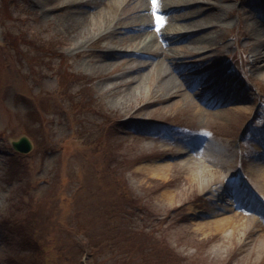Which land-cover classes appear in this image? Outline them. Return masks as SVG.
I'll list each match as a JSON object with an SVG mask.
<instances>
[{
  "label": "rangeland",
  "instance_id": "374dc122",
  "mask_svg": "<svg viewBox=\"0 0 264 264\" xmlns=\"http://www.w3.org/2000/svg\"><path fill=\"white\" fill-rule=\"evenodd\" d=\"M63 1L71 0L57 3ZM147 1L140 3L148 7L145 12L133 4L116 30L107 31L103 24L94 34L75 37L63 31L70 8L63 12L38 0H0V264H30L31 253L14 225L27 219L29 205L41 198L57 206L56 215L45 209L51 242L44 264H141L142 254L147 264H264V211L240 206L219 210L212 201V191L236 175L264 200V179L254 173L264 163L259 151L264 138L256 134L264 133V33L252 25L255 12L252 18L246 15L252 0L183 1L197 15L182 22L174 20L187 16L186 8L154 11L151 17ZM216 13L220 22L212 17ZM144 16L157 25L138 33L134 24L141 25ZM175 26L184 33L172 34ZM200 28L212 42H183ZM136 34L140 38L131 42ZM158 34L173 43L168 57L146 68L153 60L130 54L148 51L146 42ZM44 45L54 50L45 52ZM103 52L113 56L104 68ZM190 61L193 65L184 67ZM69 67L84 76L83 84L62 87ZM139 68L150 74L139 92L126 98ZM231 69L242 77L238 86L247 93L243 101H235L240 104L221 110L206 107L181 84L208 73L197 91L203 96L210 87L221 86V74L234 77ZM169 77H176L177 85L168 86ZM79 93H92L93 101H82ZM155 99L160 103L153 104ZM238 107L245 112H235ZM253 111L254 129L242 133L238 152L235 138ZM108 120L110 130L103 132L110 150L95 155L101 138L96 123ZM149 120L158 125L143 126ZM20 135L34 145L27 156L9 148V140ZM188 139L204 145L179 156ZM206 145L222 149L229 163L216 166L222 177L201 190L207 184H194L179 163L190 158L215 166V158L201 156ZM152 164L173 167L162 177L139 169ZM226 218L234 219L232 225L244 222L245 228L231 234V224L221 231L208 225ZM105 226L110 232L102 236Z\"/></svg>",
  "mask_w": 264,
  "mask_h": 264
},
{
  "label": "bare ground",
  "instance_id": "6f19581e",
  "mask_svg": "<svg viewBox=\"0 0 264 264\" xmlns=\"http://www.w3.org/2000/svg\"><path fill=\"white\" fill-rule=\"evenodd\" d=\"M57 1L59 0H38L40 4L44 6H50L51 7L50 9H53L56 6V9H61L63 12H65V9L70 8L72 12L68 13L67 17L65 16L67 19L63 25V31L69 33V35L71 36L74 35L75 37L86 34L87 32L94 34L95 32H97L99 28H101L103 24H104L103 26L104 29L107 31L108 30L113 31L114 29L116 30V28L121 25V21H123L121 20V17H123V19H127V17L131 15V11L133 10L132 9L133 4L139 5V8H137L139 9V12H145L146 10H148V7L143 9L140 5V3L142 2L148 3V1L146 2V0H71V1H63L59 3H57ZM172 1H174L175 3L177 2L183 3V1H187V3H189L191 0H172ZM261 1L264 4V0H261ZM69 2H71L70 6L64 5L65 3H69ZM158 3L159 1L152 2L151 10L155 9V6ZM263 4L262 3L257 4L256 1L249 2L250 12L246 14L252 18L253 11L257 9L263 15L262 18L259 16L258 18L254 17L253 19H251L252 25L254 26L256 25L257 28H259L258 31L262 33H264V5ZM184 6L186 8L185 10H187L189 14L187 16H179L174 21H177V20L186 21L190 17H194L197 15L196 12L193 13L194 9L191 8L192 7L191 4H185L181 6L180 8ZM246 6L247 5H244V7ZM180 11L182 10L180 9ZM244 11H245V8H244ZM212 17L214 18V20L219 21V22L222 19L217 13ZM134 25H136L134 27L135 31L138 33H141L144 31V29L153 26V22H148L147 16H144L143 23L141 25H138V24H134ZM175 29L181 30L180 28H175ZM201 29L202 28L198 29L195 32H192L191 36H189V39H188L190 41H187V42L192 43V40L194 39H195V43H198L200 45H204L205 42H212V37H210L209 34L201 33L203 32V30ZM80 30H84V31L81 32ZM195 35H197L196 38H195ZM74 36L73 38H75ZM139 38H140V34H136L135 36H130V41L136 42V40ZM170 43L171 42H170L169 37L167 36L157 37L156 36L154 39H149L146 42L145 46L148 47V51H145L142 53H131L130 55L132 56H134L135 54L142 55L144 57H147L148 59L153 60L152 62H150V64L146 66V68L157 66L160 63L157 60L159 57L161 56L168 57V55L166 54V50L167 49L170 50L169 48ZM100 57H101V67L102 68L107 67L108 62L111 59H113L112 54H110L109 52L100 53ZM192 57H197V56H192ZM262 58H264V55ZM206 59H204L203 61H205ZM141 70L142 68L137 69L139 73L134 77V79L130 83L131 88H128L127 94L125 96L126 98L131 97L132 96L131 93L133 91L139 92V90L145 84L144 81L146 80L147 76L150 74V71L147 73H141ZM207 77H210L208 73L200 77H195L196 81L192 83H189L187 80L182 79L181 84L188 91L192 92L194 96H196L195 91L198 90L199 87H201L202 85L206 83L205 81L208 80ZM222 77H223V81L227 79V76L223 75ZM176 79H177L176 77H169L166 79V84L170 87H173L177 85ZM208 92H209L208 96L212 97V99L215 100L211 102L212 104L209 107L217 108L216 105L219 104L218 100L223 98L222 95L218 93V87H214L210 89ZM176 93H178V91H176ZM152 103L159 104L160 100L155 99L152 101ZM219 109L221 110L220 106H219ZM234 109H235L234 111L238 113L245 112L244 109H241L239 107L234 108ZM224 111L225 110H223V112ZM223 112H220L217 114L220 115ZM193 148L198 149L199 147H193ZM188 152H191V151L187 150L186 152H184L178 149L177 154L179 156H187V155H190V153ZM209 155L212 157V159H214L213 149L209 150ZM219 161H223V160H219ZM219 161L213 160V162L217 163L215 166H208V165L205 166L200 161L196 162L195 160L189 158L185 162L179 163V165H182L183 163V166L185 167V169L190 171V178L194 184H199V183L204 184V185L207 184L205 186L203 185L204 187L201 188L202 190L209 184H212V182L217 181L218 178L222 177L221 172H219L217 168L215 167L220 164L224 165L226 164V162L221 163ZM263 165L264 163H260L259 166H257L258 168L254 170V173L257 179H264V166ZM172 167H173L172 164H158V165L152 164V167L143 166L139 169H142L145 174L160 175V177H162L163 175H167L169 170ZM218 193L222 194L224 197L225 196L227 197V195L229 196L233 194V192H228V191H219ZM164 197L169 198V194L165 193ZM253 200L255 202L260 201L258 197H254ZM233 220H234L233 218L219 219L216 221L209 222L211 224H208V225L213 226L215 230L221 231L225 227H227L228 224H231L232 226L231 234H235L240 226H242L241 228H245L246 224H244V222H242L241 224L234 223L232 225ZM253 221L256 222L255 217H253Z\"/></svg>",
  "mask_w": 264,
  "mask_h": 264
},
{
  "label": "trees",
  "instance_id": "16d2710c",
  "mask_svg": "<svg viewBox=\"0 0 264 264\" xmlns=\"http://www.w3.org/2000/svg\"><path fill=\"white\" fill-rule=\"evenodd\" d=\"M46 207L49 210L48 213H52L56 215V207H57L56 204L50 199L41 198L37 200L34 206L29 205L27 210L28 213L27 219L25 218L23 220L15 221L14 228L21 236V238L24 239L25 250L31 253V256L28 258L30 264H44V259L46 256L45 254H47V250L45 249V246L50 245L49 243L51 242L49 238V234L47 232L48 230L47 228L49 225L48 220L50 219V216H48L47 212L45 211ZM31 217H36V218L35 220H33ZM53 217L55 220V216ZM105 227L106 229L103 231L104 233L102 236H105L110 232L107 229L108 226ZM28 230H31V232H34V234L33 235L28 234ZM122 246L125 249L130 250L129 247L125 245ZM143 256L144 255L142 254L139 257L140 263L147 264L146 262L144 263Z\"/></svg>",
  "mask_w": 264,
  "mask_h": 264
},
{
  "label": "water",
  "instance_id": "95a60500",
  "mask_svg": "<svg viewBox=\"0 0 264 264\" xmlns=\"http://www.w3.org/2000/svg\"><path fill=\"white\" fill-rule=\"evenodd\" d=\"M10 145L15 151L23 154L29 153L32 149L29 139L25 136H21L17 140H11Z\"/></svg>",
  "mask_w": 264,
  "mask_h": 264
}]
</instances>
